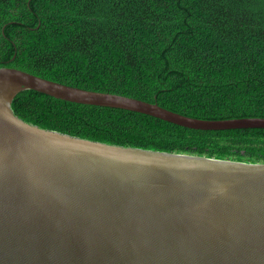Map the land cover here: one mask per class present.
<instances>
[{"label":"water","instance_id":"95a60500","mask_svg":"<svg viewBox=\"0 0 264 264\" xmlns=\"http://www.w3.org/2000/svg\"><path fill=\"white\" fill-rule=\"evenodd\" d=\"M25 89L191 129L264 128L0 67V264H264V163L44 129L11 109Z\"/></svg>","mask_w":264,"mask_h":264},{"label":"trees","instance_id":"16d2710c","mask_svg":"<svg viewBox=\"0 0 264 264\" xmlns=\"http://www.w3.org/2000/svg\"><path fill=\"white\" fill-rule=\"evenodd\" d=\"M0 67L199 119L264 117V0H0ZM11 109L92 141L264 163V128L191 129L32 89Z\"/></svg>","mask_w":264,"mask_h":264}]
</instances>
